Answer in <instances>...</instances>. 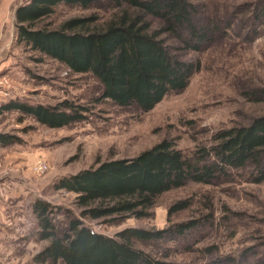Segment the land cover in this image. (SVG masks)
<instances>
[{
    "label": "rangeland",
    "instance_id": "obj_1",
    "mask_svg": "<svg viewBox=\"0 0 264 264\" xmlns=\"http://www.w3.org/2000/svg\"><path fill=\"white\" fill-rule=\"evenodd\" d=\"M27 1L0 0V105L55 106L66 101L82 109L83 118L49 128L17 111L0 116V133L15 138L0 145V264H35L32 258L48 244L38 238L34 201L53 207L58 227L79 218L75 195L54 189L61 177L96 161L136 156L165 139L192 157L209 147L221 129L264 114V24L255 18L258 11L264 13V0H185L195 7V19L220 24L198 51L180 50L183 59L199 64L187 87L146 113L101 99L100 84L91 74L72 73L21 42L15 9ZM121 9L114 0H96L85 8L59 4L39 26L56 29L68 19L89 15L104 23ZM154 24L159 27L157 20ZM170 43L180 46L174 38ZM38 161L46 165L40 175L32 171ZM228 173L209 184L188 182L165 192L147 217L82 221L113 236L125 228L169 231L195 219L200 223L186 240L174 241L171 234L167 241L138 247L181 263L210 264L232 257L239 264H264V181L253 183L248 169ZM181 201L188 207L170 212Z\"/></svg>",
    "mask_w": 264,
    "mask_h": 264
},
{
    "label": "trees",
    "instance_id": "obj_2",
    "mask_svg": "<svg viewBox=\"0 0 264 264\" xmlns=\"http://www.w3.org/2000/svg\"><path fill=\"white\" fill-rule=\"evenodd\" d=\"M94 1L28 0L15 9L17 37L72 73L91 74L100 84L101 99L117 107L132 106L141 113L153 109L168 94L187 87L199 64L183 59L180 50L198 51L220 24L195 19V7L185 0H114L122 9L104 23L89 15L68 19L56 29L39 26L59 4L85 8ZM255 18L264 24V13L258 11ZM173 38L179 47L170 43ZM10 111L32 117L49 128L83 118L82 109L66 101L55 106L15 101L0 105V116ZM212 140L209 147L185 157L165 139L136 156L96 161L87 169L58 179L54 189L75 195L79 218H70L58 227L53 207L45 201H34L38 238L48 240V244L32 258L33 263L192 264L157 257L138 244L167 241L171 234L176 237L171 238L174 241L186 240L190 231L197 229L198 220L174 224L169 231L125 228L113 236L93 231L82 220L147 217L156 199L165 192L188 182L209 184L229 171L248 169L253 183L264 181V114L252 116L245 124L221 129ZM14 142L15 138L0 133V145ZM187 207V201H181L170 212ZM210 264L239 263L230 257L215 258Z\"/></svg>",
    "mask_w": 264,
    "mask_h": 264
},
{
    "label": "built area",
    "instance_id": "obj_3",
    "mask_svg": "<svg viewBox=\"0 0 264 264\" xmlns=\"http://www.w3.org/2000/svg\"><path fill=\"white\" fill-rule=\"evenodd\" d=\"M46 170V165L44 164L43 161H38L36 164L33 166V173L40 175Z\"/></svg>",
    "mask_w": 264,
    "mask_h": 264
}]
</instances>
